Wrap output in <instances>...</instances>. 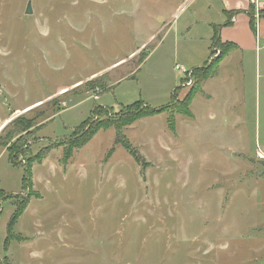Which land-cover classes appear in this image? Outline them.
I'll return each instance as SVG.
<instances>
[{"label": "rangeland", "instance_id": "1", "mask_svg": "<svg viewBox=\"0 0 264 264\" xmlns=\"http://www.w3.org/2000/svg\"><path fill=\"white\" fill-rule=\"evenodd\" d=\"M217 6L0 0V264H264V79L184 114Z\"/></svg>", "mask_w": 264, "mask_h": 264}, {"label": "crops", "instance_id": "2", "mask_svg": "<svg viewBox=\"0 0 264 264\" xmlns=\"http://www.w3.org/2000/svg\"><path fill=\"white\" fill-rule=\"evenodd\" d=\"M215 1L218 4L215 12L219 18L215 22L207 20L205 24L207 29L205 38L209 40V51L205 61L209 56L211 45L216 43L217 39L220 45H231V48L215 67L213 74L202 84L201 91L196 96L197 99L208 102L209 116L212 118L220 114V116H228L227 119L232 123L229 129L233 131L239 128L235 123L244 121L247 107V75L255 71L260 79H264V16L261 15L259 18L254 16L253 28L249 15L250 8L255 7L252 0ZM257 4L260 10L264 9V0H257ZM189 30L190 28H187L186 32ZM259 99L260 82L258 101ZM213 101L214 103L211 104ZM214 104L219 105L223 111L213 109ZM238 136L242 134L238 133ZM258 157L261 161L264 160V152H259Z\"/></svg>", "mask_w": 264, "mask_h": 264}, {"label": "trees", "instance_id": "3", "mask_svg": "<svg viewBox=\"0 0 264 264\" xmlns=\"http://www.w3.org/2000/svg\"><path fill=\"white\" fill-rule=\"evenodd\" d=\"M260 12H261V15H263L264 16V9L263 10H260ZM233 14V13H232ZM249 15H250V17H251V26L254 28V24H253V22H254V7H251L250 8V11H249ZM216 45H219V46H224V45H220V43H219V41H218V39L216 40ZM227 46V48H223V51L224 52H222V56H221V58L223 57V56H225V54L227 53V51H228V47H229V49L231 48V45H226ZM220 61V60H219ZM218 61V62H219ZM214 70H215V67H208L207 69L206 68H202L201 70H194V72H197V73H199V75L197 76V83H196V87L193 89V91H192V93H190L189 95H188V97H187V101H186V108H187V110L185 109V111H184V114H186V115H190V113H189V111H188V106L190 105V102L192 101V99H193V97L198 93V92H200V85L205 81V80H207L212 74H213V72H214ZM139 105L140 106V109H139V107H138V109L139 110H143V109H141V107H142V102L141 101H138L137 103H135V104H133L132 106H135V105ZM144 110H146V112L145 113H143V114H137L133 119L134 120H136V119H138V118H141V117H146V116H150V115H154V114H157L158 112H160V109H155V108H145ZM94 114L95 113H97V110L96 109H94ZM13 122H15L16 124H17V126L18 127H20V126H22V124L20 123V120H18V119H16L15 121H13ZM13 122H12V124H13ZM11 123L8 125V126H6L5 128H4V130L2 131V133L3 132H5L6 131V129L10 126V125H12ZM32 125V124H31ZM30 124L29 125H27V127L26 128H29L30 126H31ZM25 128V129H26ZM22 130H24V127L22 128ZM94 131V130H93ZM1 133V134H2ZM91 138V135H87V136H83V135H81V136H79L78 138H76V143H73V144H71L70 146L71 147H79V146H82V145H84L89 139ZM19 212V211H18ZM18 212H15L14 214H13V216H12V218H11V220H10V223H9V227H11V226H13V224L15 223V221H16V218L18 217Z\"/></svg>", "mask_w": 264, "mask_h": 264}, {"label": "built area", "instance_id": "4", "mask_svg": "<svg viewBox=\"0 0 264 264\" xmlns=\"http://www.w3.org/2000/svg\"><path fill=\"white\" fill-rule=\"evenodd\" d=\"M252 3L255 5L254 7V16L255 18H259L261 16V13H260V9H259V6L257 4V0H252ZM181 70L184 72V68L180 67ZM176 69H179L178 66H176Z\"/></svg>", "mask_w": 264, "mask_h": 264}, {"label": "water", "instance_id": "5", "mask_svg": "<svg viewBox=\"0 0 264 264\" xmlns=\"http://www.w3.org/2000/svg\"><path fill=\"white\" fill-rule=\"evenodd\" d=\"M32 13V9H31V3L28 2L26 9H25V14L29 15Z\"/></svg>", "mask_w": 264, "mask_h": 264}]
</instances>
